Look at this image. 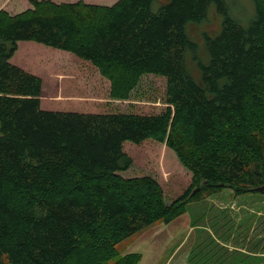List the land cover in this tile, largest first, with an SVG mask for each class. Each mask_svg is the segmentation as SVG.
<instances>
[{
    "label": "trees",
    "instance_id": "obj_1",
    "mask_svg": "<svg viewBox=\"0 0 264 264\" xmlns=\"http://www.w3.org/2000/svg\"><path fill=\"white\" fill-rule=\"evenodd\" d=\"M254 1L248 27L229 15L226 0H170L157 11L153 0H32L17 13L0 6V262L6 255L8 264H137V252L112 262L120 241L224 188L235 196L260 191L264 0ZM212 2L225 19L208 41L201 84L187 67L195 43L186 26L206 18ZM26 40L90 61L115 100L130 99L144 74L162 76L165 107L43 108V76L11 60ZM147 140L165 143L192 173L172 201L152 175H123L133 162L127 142Z\"/></svg>",
    "mask_w": 264,
    "mask_h": 264
},
{
    "label": "rangeland",
    "instance_id": "obj_2",
    "mask_svg": "<svg viewBox=\"0 0 264 264\" xmlns=\"http://www.w3.org/2000/svg\"><path fill=\"white\" fill-rule=\"evenodd\" d=\"M4 1V0H1ZM32 0H6L11 13L32 6ZM57 2L77 0H54ZM112 5L117 0H85ZM170 0H153L154 11ZM229 15L248 27L256 17L254 0H226ZM225 14L216 2L200 22H189L186 30L195 49L186 51L187 67L197 82L203 84V68L210 63L208 41L221 32ZM12 61L43 76V108L78 112H158L165 107L166 80L144 74L130 99L110 98V81L90 61L75 54L36 41L18 43ZM126 145L133 162L124 176L152 175L164 187L167 201L182 194L192 180V173L165 143L147 140ZM119 255L137 252V264H264V192L235 196L230 188L188 202L187 210L171 222L158 221L117 244ZM213 253H216L213 256ZM232 259L237 260L233 262ZM0 264H8L4 255Z\"/></svg>",
    "mask_w": 264,
    "mask_h": 264
},
{
    "label": "crops",
    "instance_id": "obj_3",
    "mask_svg": "<svg viewBox=\"0 0 264 264\" xmlns=\"http://www.w3.org/2000/svg\"><path fill=\"white\" fill-rule=\"evenodd\" d=\"M5 1H6V0H4V1H1V0H0V6L3 7V8H5V9H7L8 11H10V10L7 8V6L5 5Z\"/></svg>",
    "mask_w": 264,
    "mask_h": 264
},
{
    "label": "water",
    "instance_id": "obj_4",
    "mask_svg": "<svg viewBox=\"0 0 264 264\" xmlns=\"http://www.w3.org/2000/svg\"><path fill=\"white\" fill-rule=\"evenodd\" d=\"M258 190H260V191H264V185H263V186H260V187H258Z\"/></svg>",
    "mask_w": 264,
    "mask_h": 264
}]
</instances>
